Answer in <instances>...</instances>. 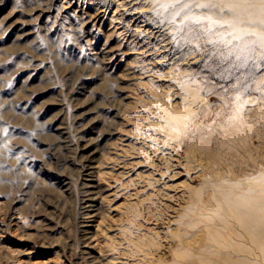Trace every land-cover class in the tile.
Instances as JSON below:
<instances>
[{
	"label": "rangeland",
	"instance_id": "1",
	"mask_svg": "<svg viewBox=\"0 0 264 264\" xmlns=\"http://www.w3.org/2000/svg\"><path fill=\"white\" fill-rule=\"evenodd\" d=\"M232 2L0 0V264H264L227 210L264 197V0Z\"/></svg>",
	"mask_w": 264,
	"mask_h": 264
},
{
	"label": "bare ground",
	"instance_id": "2",
	"mask_svg": "<svg viewBox=\"0 0 264 264\" xmlns=\"http://www.w3.org/2000/svg\"><path fill=\"white\" fill-rule=\"evenodd\" d=\"M232 4H234L235 8L236 6L241 7V2L239 3L238 0H232ZM242 10V9H240ZM253 12H245V16L249 15L251 16ZM238 23V20H234L233 24ZM88 160V174L90 175L92 171L90 169H94L98 167V164L92 165V157L87 156ZM156 176V175H155ZM65 180V179H64ZM152 182L148 183L145 186L151 185ZM63 184L66 185L67 182L63 181ZM104 189L100 185V182L95 179L94 177H88L83 182V209H84V219L82 225H87L86 228H84V233L87 232L90 234L93 232L88 225H91L90 222L93 221L94 216L97 214L95 210L98 208V203L104 199ZM232 200V204L228 206V214L230 216H233L237 219L238 225L240 226V230L242 233L247 237V239L250 241V247L248 249H245L246 252L251 253L253 248H260L264 252V197L263 199L256 198L250 195H236V197H232V195H229V197ZM218 233H212L213 239L219 244V248L222 247H230L232 250L225 252V259L231 258L232 253H236L237 246L232 241L228 242L232 236H230V233H221L217 231ZM86 234V233H85ZM92 237V234L88 235L86 238L89 239ZM91 243V244H90ZM93 242L87 241L85 243V246L88 247V257H87V264H103V261L98 260V256L94 255L92 252H94L92 244ZM92 245V246H91ZM245 258V257H244ZM246 264H251L249 259L245 258ZM209 263L211 264H220L217 263L215 260L208 258Z\"/></svg>",
	"mask_w": 264,
	"mask_h": 264
}]
</instances>
